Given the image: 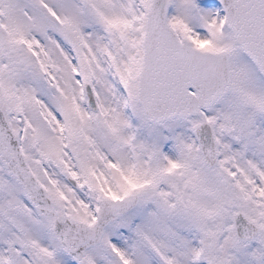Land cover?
I'll use <instances>...</instances> for the list:
<instances>
[{
    "label": "snow or ice",
    "instance_id": "snow-or-ice-1",
    "mask_svg": "<svg viewBox=\"0 0 264 264\" xmlns=\"http://www.w3.org/2000/svg\"><path fill=\"white\" fill-rule=\"evenodd\" d=\"M0 264H264V0H0Z\"/></svg>",
    "mask_w": 264,
    "mask_h": 264
}]
</instances>
